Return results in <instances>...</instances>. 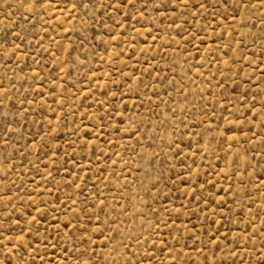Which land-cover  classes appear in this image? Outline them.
<instances>
[{
	"label": "rangeland",
	"instance_id": "1",
	"mask_svg": "<svg viewBox=\"0 0 264 264\" xmlns=\"http://www.w3.org/2000/svg\"><path fill=\"white\" fill-rule=\"evenodd\" d=\"M0 264H264V0H0Z\"/></svg>",
	"mask_w": 264,
	"mask_h": 264
}]
</instances>
